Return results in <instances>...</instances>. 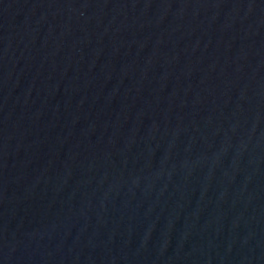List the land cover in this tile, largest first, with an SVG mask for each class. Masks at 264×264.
<instances>
[{"label":"water","instance_id":"95a60500","mask_svg":"<svg viewBox=\"0 0 264 264\" xmlns=\"http://www.w3.org/2000/svg\"><path fill=\"white\" fill-rule=\"evenodd\" d=\"M0 264H264V0H0Z\"/></svg>","mask_w":264,"mask_h":264}]
</instances>
